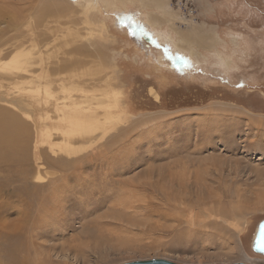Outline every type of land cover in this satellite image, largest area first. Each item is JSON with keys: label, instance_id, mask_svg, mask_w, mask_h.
Instances as JSON below:
<instances>
[{"label": "rangeland", "instance_id": "374dc122", "mask_svg": "<svg viewBox=\"0 0 264 264\" xmlns=\"http://www.w3.org/2000/svg\"><path fill=\"white\" fill-rule=\"evenodd\" d=\"M86 1L0 0V106L28 124L0 153V264H264L250 248L264 218V0H165L168 13L98 0L89 14ZM45 4L54 13L33 31ZM32 32L50 45L34 48L28 81L8 65ZM70 74L86 92L109 82L124 117L72 140L71 156L43 92Z\"/></svg>", "mask_w": 264, "mask_h": 264}, {"label": "bare ground", "instance_id": "6f19581e", "mask_svg": "<svg viewBox=\"0 0 264 264\" xmlns=\"http://www.w3.org/2000/svg\"><path fill=\"white\" fill-rule=\"evenodd\" d=\"M110 1H114V0H110ZM141 1L144 3H147L148 5L152 4V5H156L159 7L161 6L162 8H164L167 11V13L169 12L170 5L165 0H141ZM120 2L122 3L123 0H120ZM85 3H86V5L84 6L83 11H86L89 14L91 12H94L95 11L94 9L98 8L99 2H98V0H87ZM114 3H115V1H114ZM114 6H116V5H114ZM52 10H53V8H52L51 4H45L42 7L34 8L35 14L33 16L34 19L31 21V25H30L31 29L33 31H35L38 27H40L42 25V23L44 22V20L49 15H53L54 12ZM62 11H64V9H60V11H58V12L61 13ZM85 15H87V14H85ZM11 27H12V25H11ZM14 29H15V27H14ZM12 31H14V30H12ZM7 32L8 31H6V32L1 31L0 41L3 39V36L4 37L6 36ZM37 34H42V33L32 32L31 34L27 35L29 38L27 36H25L26 34H24L22 36L23 39H21L19 43H16L17 41L11 43L12 45L14 44L15 47H18V49L23 47V49H20L17 51V53L13 57L12 62L8 65V67L12 69V70H10V72L14 71V70L17 71L14 73L15 77L16 76L17 77L22 76L25 78L24 80H26V79L28 80L27 77L29 76V74L32 76V74L35 73L34 72L31 74L32 70H30V68H29V66H31V64L34 60V55L36 54L33 51L34 48H36L37 45H39L40 48H41V46H45L47 48L50 45L49 40L47 42H44V40L48 38V35H46L45 37H43L39 40V37L37 36ZM55 34L56 33H54L53 36ZM58 37H59V35H58ZM12 40H18V39L14 38ZM27 42H30V46L24 47V46H26ZM41 42H42V44H40ZM53 42H55V41H53ZM6 45H7V42H4V43L0 42V59H3L5 57H7L8 55H10V51H8V52L5 51V50H7ZM54 54H57V53H54ZM40 55H41V61L45 60L44 57L42 56V54H40ZM34 62H38V60H34ZM48 73L49 72H46L45 76H48ZM35 75L36 74H34V76ZM36 77H37V75H36ZM71 78H73V74H70V76L68 78L60 77L59 80H57L55 78H49L48 77L47 78L48 81H45V82H47V84L45 85V83H44L45 89H43L45 97L49 96V98L52 99V100L50 99L51 102L48 101V103H45V104H50V106H53L55 114L59 115V121L53 122V125H54L53 128H56L57 132L62 134L64 141H66V144H67L65 147L60 148V150L62 152H64L65 154L70 155V156H71V154L76 153V151L72 147H70L72 140H74V139H89V138L103 139V137H106L108 135V133H110L115 128L116 124L123 122L122 119H124L123 115H121V113H119V111L117 110V108H118L117 105H119L118 99H117L118 98L117 97V91H115L116 94L111 93L112 90L110 89L109 82H107L105 84L106 87L104 86L105 88H103V89L100 88V89H97L95 91L86 92L80 88H77L76 86L75 87H73V86L69 87L68 85H66L65 81H70L69 79H71ZM81 78L82 77H80V79ZM53 80H56V82L58 83V86L61 87V91L64 94L62 96L63 101L60 100L61 97L52 93V86H50V84L53 82ZM26 82L27 81H25V83ZM32 83H33V81H32ZM97 83H96V81L94 82V84H97ZM30 84L31 83H29V85ZM150 92L154 96V98L158 101L159 100V94L156 91V89L155 90L151 89ZM0 99L3 101L4 97L0 96ZM44 100H45V98H44ZM59 100H60V103H59ZM114 101H115V103H114ZM119 102H120V100H119ZM114 106H116V107H114ZM119 110H120V107H119ZM114 111H115V113H114ZM261 122H262V124L264 123V121H260V124H261ZM27 127H28V124H25L16 113H13L12 111H10V109H8L6 107L0 106V153L3 151V149H8V148L14 147L15 144L17 143V139H18L19 135L21 134V132H28ZM49 128H52V127H49ZM51 130L46 129V132H47L46 134L48 136V139H50V137H51V134H52ZM6 157L9 158L8 155H6ZM44 169H45V167H44ZM44 169L42 171H44L45 172L44 174H46L47 176L53 175V174L56 175L59 172L57 170L51 171L48 169H45V170ZM45 176L42 175L41 172H38V173H36L35 178L40 180V181H43V180L46 181ZM203 184H205V183H203ZM196 197H197L196 200L202 201L201 203H199V205H202L204 202H206L205 196H203V195L201 196V195L197 194ZM127 198H124V199H127ZM183 198L184 197L182 196V199ZM184 200H186V199H183L182 201H184ZM259 255H261V254H259ZM18 264H29V259L28 258L22 259V260H20V262Z\"/></svg>", "mask_w": 264, "mask_h": 264}, {"label": "water", "instance_id": "95a60500", "mask_svg": "<svg viewBox=\"0 0 264 264\" xmlns=\"http://www.w3.org/2000/svg\"><path fill=\"white\" fill-rule=\"evenodd\" d=\"M254 229L255 231L251 238L250 248H252V251L254 253L258 255L261 254L264 256V250H261L262 248H264V218L258 221ZM123 264H181V263L175 262L168 258L166 259L151 258L148 260H132ZM222 264H250V263L241 262V263H222Z\"/></svg>", "mask_w": 264, "mask_h": 264}, {"label": "snow or ice", "instance_id": "6c2138e0", "mask_svg": "<svg viewBox=\"0 0 264 264\" xmlns=\"http://www.w3.org/2000/svg\"><path fill=\"white\" fill-rule=\"evenodd\" d=\"M261 250H264V248H262Z\"/></svg>", "mask_w": 264, "mask_h": 264}]
</instances>
